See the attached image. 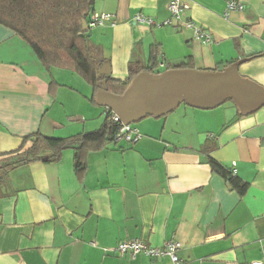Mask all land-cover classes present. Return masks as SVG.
Segmentation results:
<instances>
[{
  "label": "crops",
  "instance_id": "crops-1",
  "mask_svg": "<svg viewBox=\"0 0 264 264\" xmlns=\"http://www.w3.org/2000/svg\"><path fill=\"white\" fill-rule=\"evenodd\" d=\"M183 1L180 19L164 24L169 0H94L93 11L114 22L86 32L110 76L124 80L129 63L146 65L157 44L155 72L184 62L218 71L245 59L239 74L264 87V0H239L245 8L227 16L225 0ZM136 13L153 23H134ZM187 20L211 42L196 40ZM104 118L90 83L68 69L44 68L0 24V160L29 147L25 138L34 133L66 138L98 129ZM134 126L136 143L89 148L79 174L70 147L56 162L3 175L0 264H173L169 256L107 249L129 238L153 247L176 241L181 264H264V105L242 111L232 101L210 109L180 103ZM204 144L213 146L209 153ZM208 155L247 184L243 193L211 170Z\"/></svg>",
  "mask_w": 264,
  "mask_h": 264
},
{
  "label": "trees",
  "instance_id": "trees-1",
  "mask_svg": "<svg viewBox=\"0 0 264 264\" xmlns=\"http://www.w3.org/2000/svg\"><path fill=\"white\" fill-rule=\"evenodd\" d=\"M88 1L0 0V24L22 37L33 49L44 68L57 67L80 74L93 87L96 97L99 90L97 83L101 80H105L107 92L122 94L132 79L140 73L160 74L154 71L159 54L157 44L151 46L146 65L138 62L129 63L127 77L124 80L99 74L104 59L97 47L90 42L87 33L81 32L86 15L93 12ZM188 65V62H184L169 68H187ZM116 127L117 125L107 115L98 129L66 138L46 137L34 133L25 138V141L31 142L29 147L21 146L0 160V180L9 170L20 165L34 161L56 162L61 158L63 150L70 147L75 149L74 169L79 174L85 169L86 151L111 142ZM211 148L213 146L204 144L201 150L209 153ZM207 163L212 171L229 181L239 193L245 191L247 184L235 177L217 160L208 155Z\"/></svg>",
  "mask_w": 264,
  "mask_h": 264
},
{
  "label": "water",
  "instance_id": "water-1",
  "mask_svg": "<svg viewBox=\"0 0 264 264\" xmlns=\"http://www.w3.org/2000/svg\"><path fill=\"white\" fill-rule=\"evenodd\" d=\"M88 3L93 6L94 0ZM88 29L85 20L81 32L86 33ZM244 60L239 59L218 71L172 68L158 75L143 72L132 79L122 94H110L105 80H101L97 83V100L124 124L159 116L180 103L210 109L232 101L242 111H252L264 105V87L239 74L238 67ZM98 72L109 76V62H104Z\"/></svg>",
  "mask_w": 264,
  "mask_h": 264
},
{
  "label": "built area",
  "instance_id": "built-area-1",
  "mask_svg": "<svg viewBox=\"0 0 264 264\" xmlns=\"http://www.w3.org/2000/svg\"><path fill=\"white\" fill-rule=\"evenodd\" d=\"M225 2V16H227L230 11H242L245 8V5L239 0H225ZM167 7L171 14V19L165 21L164 24L171 23L173 19L179 20L184 11L188 9V5L183 0H169ZM85 20L88 28L101 26L105 22H110L112 25L114 24L112 21V15L109 13H98L93 11L86 16ZM132 20L134 23H145L149 25L153 23L149 17L141 13H136ZM184 26L193 31V36L196 40H201L204 43L211 42L210 33L197 26L193 21H185ZM104 114L105 116L108 115L110 120L117 125L111 136L112 142L134 144L141 138V133L137 127H135L133 124L122 123L119 117L108 107L104 106ZM178 247L179 244L176 241L167 243L164 247H153L141 239L129 238L123 239L119 241L115 247L107 249L113 251V253H116L118 256L127 254L131 258H134L138 254H143L154 258L169 256L173 264H181L180 259L176 255V250ZM252 264H261V262L252 261Z\"/></svg>",
  "mask_w": 264,
  "mask_h": 264
},
{
  "label": "rangeland",
  "instance_id": "rangeland-1",
  "mask_svg": "<svg viewBox=\"0 0 264 264\" xmlns=\"http://www.w3.org/2000/svg\"><path fill=\"white\" fill-rule=\"evenodd\" d=\"M163 72V71H162ZM133 125H137V123H134Z\"/></svg>",
  "mask_w": 264,
  "mask_h": 264
}]
</instances>
